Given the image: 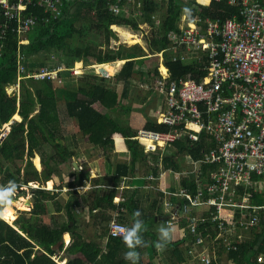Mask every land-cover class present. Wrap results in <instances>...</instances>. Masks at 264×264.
<instances>
[{"label": "trees", "instance_id": "obj_1", "mask_svg": "<svg viewBox=\"0 0 264 264\" xmlns=\"http://www.w3.org/2000/svg\"><path fill=\"white\" fill-rule=\"evenodd\" d=\"M9 1L11 4L16 2V0ZM100 1L103 2L105 10H107L106 16L102 18L107 48H109L112 37L117 39L116 35L110 30L111 26L127 25L131 26L136 33H143L138 22L131 19L133 16L143 18V23L152 27L154 31L153 40L149 43V52L151 55L164 52V62L170 70L171 80L173 81L191 75L194 80L201 82L206 75V72L198 69L201 65H198L196 60L189 64L173 62L168 53L170 46L168 36L177 31L184 12L190 11L192 18L201 17L220 23L233 19L239 12L238 8L227 6V0H220L218 3L213 2L208 8L200 7L193 2L186 4L183 0H170L168 4H159L154 0H144L140 5L134 6L133 12L129 14L130 17H115L108 10V5L112 3V0H74L71 7L65 10V16L61 20L50 24L39 23L32 32L25 36L28 43L19 45L20 37L16 33V22L7 21L0 6V26L6 28L4 37H0V126L9 123L16 115L21 118L20 122L15 121L12 124L11 131V133L15 132L18 138H21L18 141V147L13 149L7 139L0 144V174L4 175L1 185H7L9 181H15L21 186L18 192L25 193L21 191L23 186L26 187L29 183L39 184L50 181L57 173H60L58 167L65 164L70 165L72 159L77 157V153L69 151L64 146L62 142L64 138L61 136L58 138L55 135L58 133L57 124L60 121L57 107L58 92L61 95L66 94L69 97L66 104L67 115L71 119L77 120L79 131H81L83 138L88 140L91 147L102 150L106 158H109L107 154L113 151L115 146L114 137L120 135L124 139L125 147L130 156L128 165L119 164L115 167V173L111 178V185H109V192L96 200L91 211L103 208L105 211L110 210L113 213L112 215L106 216L103 213L98 217L101 226H103V223H108L107 226H109L116 214H118L119 221H125L132 225L133 213L139 210L142 214L141 218L148 229L143 234L144 239L147 241L145 248L149 246L156 247L158 232H152L150 229L163 221V195L158 193L156 196H150L148 199L150 201L149 206L145 210L140 208V200L137 198L139 195H137L136 189L131 196H126L124 192L123 200L117 204L115 198L118 197V189L122 181L132 177L131 179L135 184L146 183L148 186L145 187L150 190L152 186L159 182L158 179L162 174L160 171L161 165L164 172H184L182 165H185L187 157H191L195 162L200 161L203 154L214 148V143L203 134L198 142H192L188 139L176 142L174 151L172 153L166 152L163 158L156 155L149 156L145 153L144 147L135 139L136 130L129 123L121 122L119 114L130 111V108L124 105V100L128 99L131 93V79L136 75L141 77L153 76L149 75L152 73L155 74L153 78L156 77L158 75V63L154 69H141L143 65L140 64L148 55L140 54L141 48L139 46H136L138 53L135 54H137V57H135V54H128V57L124 59L122 53L118 50L116 52L107 49L106 52L95 53L92 52L91 44L80 47L69 43L76 36L83 37L84 31H79L74 26L76 21L82 19L83 9L88 7V11H93ZM74 7L75 11L72 13ZM160 12L164 13L162 14L163 21L157 23L156 15ZM30 14L45 17L41 11L28 8L27 12L24 13V18ZM86 37L94 40L90 34ZM60 39H63L60 43L62 55L54 63V66L65 65L68 69H71L80 62H83L85 67L108 64L106 65L107 74L113 75L115 68L113 64L109 63L126 60L125 63H117V66L124 64L115 77L117 82L124 84L122 94L119 96L116 91L106 87L105 83L109 77L89 75L95 82L87 81L84 85H73L68 88L65 84V86L57 88L50 81L24 78L26 77L24 75L22 76L24 79L20 81V98L15 93L9 95L8 88L15 86L18 78V54H22V62L26 60L23 64L26 67L28 59L38 57L42 53L52 52V49L55 48L54 42ZM29 67L27 65L25 68V74L35 72L34 70L29 71ZM97 107L101 109L99 110ZM107 113L117 117L113 119ZM145 128L159 132L170 130L169 127L158 125L152 120L145 123ZM44 144H48L55 154L49 160H44V157H41V175L45 176L42 181L41 176L34 170L31 160L35 154L40 153ZM154 160L157 161L156 164L153 163ZM3 162L11 165L12 171L5 172ZM144 167L149 169V174L146 177H141L139 170ZM212 169V167L202 166V176L207 175ZM22 171L24 172V178L21 176ZM137 172L138 176H136ZM151 175L155 177V181L148 180ZM168 177L171 176L167 175L166 179ZM71 178H75V180L73 183L68 184V188L72 190L69 194L78 196L79 189L84 187L89 178L88 172L83 169L72 174ZM180 186L181 188L190 189L189 180H182L179 188ZM32 197L35 199V203L30 210L31 217L49 214L46 202L48 200L55 201L58 195H52L48 191L38 189L33 191ZM255 202L264 204V200H259V198H256ZM55 204L56 208L60 210L61 205L56 201ZM79 206V200L67 202L66 208L69 210L70 219L64 223L51 218L50 224H36L32 222L31 217H23L15 223V220H13V226L5 219H0V264H59L60 261L65 262V258L61 257V254L65 251L64 237L67 233L72 236L74 244L72 248L65 251V254L74 256L79 253L82 257V260H69L67 264H129L124 255L127 249L121 239H112L109 236L110 241L114 244L107 255L102 254V250L92 242L77 246V242L81 240V237L77 235L78 215L76 211H78ZM185 225L186 221L183 219L182 226ZM262 238H264V228L261 235L251 233V240L241 246L239 251L233 253L230 257L235 258L237 264H254L252 259L256 258L263 248L262 245L258 250H255ZM185 244L186 240L181 238L179 241L173 239L166 246L170 264H181L188 259L190 260L186 253ZM138 251L140 252V249ZM140 256L139 264H145L141 252ZM54 258H57L59 262H56Z\"/></svg>", "mask_w": 264, "mask_h": 264}, {"label": "built area", "instance_id": "obj_2", "mask_svg": "<svg viewBox=\"0 0 264 264\" xmlns=\"http://www.w3.org/2000/svg\"><path fill=\"white\" fill-rule=\"evenodd\" d=\"M73 1L16 0L11 4L9 0H0V6L5 19L16 22L19 45H25L27 34L39 23L61 20ZM143 1L112 0L108 10L115 17H127V8ZM183 1L208 8L220 0ZM226 4L239 9L233 19L220 23L192 18L190 11H186L177 31L168 36V53L173 62L189 64L196 60L201 65L198 69L206 72L201 82L191 75L171 80L163 52L154 54L158 58V75L151 84H141L148 93L162 98V111L155 122L170 129L167 132L136 130L135 139L147 155L163 158L176 142L184 139L198 142L203 134L214 143V148L203 154L200 161L187 157L191 171L164 172L160 166L159 182H164L167 175L179 184L182 180L190 182V189L180 186L177 193L166 187V182L157 191L163 195L164 224L181 228L182 220L186 221L183 237L186 253L195 264H237L230 256L251 240V233L261 235L264 228V204L255 202L256 198L264 200V0H227ZM28 8L41 11L45 17L30 14L24 18ZM3 27L0 26L1 38L6 30ZM18 58L17 88L24 75L58 85L65 79L63 72L77 77L78 69H68L65 65L25 74L21 53ZM95 70L103 76L98 67ZM13 123L11 120L0 127V144L10 135ZM202 166L213 169L203 177ZM148 180L155 181V177L151 175ZM118 225L128 226L116 214L108 226L109 236L122 240ZM262 239L263 248L252 259L254 264H264Z\"/></svg>", "mask_w": 264, "mask_h": 264}, {"label": "rangeland", "instance_id": "obj_3", "mask_svg": "<svg viewBox=\"0 0 264 264\" xmlns=\"http://www.w3.org/2000/svg\"><path fill=\"white\" fill-rule=\"evenodd\" d=\"M73 11L72 13L75 11V7L72 8ZM134 7L130 6L127 8V10L125 11L127 17H130L129 14H131L133 12ZM135 14L136 11L134 10ZM83 13V17L82 19L76 21L74 23V26L77 30L79 31H84L83 33V37L80 36H76V38L72 41H70V44H73L75 46H80V47H85L87 44H91V49L92 52H106L107 49H112L114 51L120 52L122 53V58H127L128 54H135L138 53L137 51V47L139 46L141 48L140 54H146V55H151V53L149 52V43L152 42L153 37H154V31L152 30L153 28L150 27L149 25H145L143 23V18H138L137 16H133L131 19L136 20L138 22V24L140 25V30L143 31V33H136L131 26H127V25H123V26H117V25H113L110 27V30L116 35V38H111L110 42H109V48H107L106 45V40H105V31H104V27H103V20L102 18L104 16H106L107 14V10H105L104 6H103V2H99L98 6L96 9H94L93 11H88V7H85L82 11ZM164 13L160 12L159 14L156 15V22L157 23H161L163 21V15ZM146 29V30H145ZM87 33V34H86ZM148 34L146 36H144L143 34ZM90 34V36L92 38H94V40H91L89 37H86V35ZM131 34L133 37L136 38V41L139 42V44H131V43H135L134 41L129 40V36L128 35ZM63 39L54 42L55 44V48L52 49V52L50 53H42L40 55H38V57H32L30 59H28V66H30L28 68V70H40L44 67H54V63H56L57 59L59 57H61V52H60V43H62ZM144 50V51H143ZM135 57H137V54H135ZM146 58V57H145ZM160 59V58H159ZM124 61V60H123ZM26 62V60L24 62H22V64H24ZM118 62H122V61H118ZM113 64L115 71L113 75H109V78L107 79L106 87H108L109 89L116 91L117 94L120 96L122 94V90H123V83L122 82H117L115 80L116 74L118 73V71L120 70L121 66H117V63ZM158 63V59L155 57L154 54L151 55V57L146 58L145 60H143V63H141L140 65H143V67H141V69L146 68L147 70H151L154 69L156 67ZM26 65V67H27ZM52 65V66H49ZM22 67L25 69L26 67H24L22 65ZM74 70H77V78L78 80H75L76 78H73L70 73L71 72H63L62 76L65 77L63 84L62 85H58L56 83L55 87L59 88L61 86H67V88L69 86H78V85H84L85 82L89 81L91 83L95 82L94 79H90V77H88L89 75H93L95 72L92 68L88 67V68H79L78 65L74 66L73 68ZM81 69L83 72H80ZM26 71V70H25ZM97 73V72H96ZM88 75V76H86ZM149 75H155L154 73L149 74ZM153 76H145V77H141L139 75L134 76L131 79V93L129 95V98L124 100V105L126 107L130 108V111H126V112H121L119 114L120 116V121L123 123H129L134 129H141V128H145V123L149 120L155 121L156 118L159 117V111H162L161 107H160V103L162 101V98L155 94V93H148L147 90L143 87H141V84H151L153 82V80L155 79V77L153 78ZM27 78V77H24ZM23 77H21V79H24ZM18 79V78H17ZM34 80V79H33ZM57 85V86H56ZM8 94L9 95H13L14 94V89L13 88H8ZM15 91H17L19 94L17 96H20V89H16ZM20 98V97H19ZM69 101V97L66 94H59L58 92V97H57V107H58V111H59V123L57 124V130L58 133H56V137L60 138L63 137L65 139V141H62L64 143V146H67L68 148H73L72 144H71V139L74 138H78L80 137L82 139V134L81 132H79V127H78V122L76 119H70L67 115V107L66 104ZM163 105V104H161ZM99 110L101 109L100 107H97ZM111 118H116L117 116L115 115H110L109 113H107ZM157 116V117H156ZM2 127V126H1ZM64 134V136H62V133ZM74 136V138H73ZM21 138H17L16 133L12 132L8 138L7 141H9L11 144H13V149L18 147V141ZM62 140V139H61ZM68 141V143H67ZM116 142V141H115ZM175 149V148H174ZM174 149H170V151L168 153H172L174 151ZM42 154V156H40ZM54 151H52L51 147L48 146V144H44V146L42 147V149L40 150V155L39 154H35V157H38L39 159V167L37 168L34 164V158L31 160L32 165L34 170L41 176L42 181L44 180V175H41L42 173V164H41V157H44V160H49V158L54 157ZM37 155V156H36ZM152 160V159H151ZM4 163V167H5V172H9L12 171V167L9 164ZM154 164L157 163L156 160H154L153 162ZM50 165L52 166V164L50 163ZM150 166V165H149ZM182 167L184 168L183 171H191V167L188 165L187 162V158H186V162L185 165H182ZM150 168H152V166H150ZM69 169L72 171V168L69 167ZM82 169V168H81ZM140 169V168H139ZM60 173L59 175H61V173H63V170L61 168H59ZM140 176L141 177H146L149 174V169L147 167H144L143 169L139 170ZM21 176L24 178V172L22 171ZM4 179V175L0 174V185L2 184V181ZM65 180V179H64ZM174 178L171 176L170 178L168 177L166 180V185L168 188L171 189V191L173 193H177L179 190V183L176 181H173ZM156 183V186H158ZM156 186H152L154 188H156ZM44 188V183H34V184H27V186H23V190L25 193L22 192H18L17 196L15 197V200L17 202H20V205L18 203H16L11 211L5 215L3 217V219H5L10 225L12 224L13 220L14 223L18 220H20L21 218H29L31 217L30 215V210L32 207H29V205H26V203L23 201V199L26 201L27 198L30 196V192L31 191H35L38 189L43 190ZM45 190H52L51 188L49 189L46 186ZM57 190L59 191V189L57 188ZM264 190V189H262ZM144 191V190H143ZM150 190H147L146 192H148ZM154 193H151V197L152 196H156L159 191H153ZM60 193V191H59ZM56 194V192H55ZM56 195H60V194H56ZM150 198V196H149ZM150 203V202H149ZM46 205L48 206L49 210L51 211V213L48 215H43V216H33L31 217L32 222L36 223V224H49L50 219L52 217H56L59 220H64L67 219L65 218L64 215L62 214H58L59 212H54L55 211V202L52 201H48L46 202ZM149 205V204H148ZM147 205V206H148ZM15 209V210H14ZM26 209V210H23ZM61 212V211H60ZM51 217V218H50ZM125 222V221H123ZM14 223L12 224L14 226ZM126 223V222H125ZM128 224V223H126ZM129 225V224H128ZM157 229V228H156ZM185 229L183 226L178 227L175 226V232H174V239L176 241H179L184 235H185ZM70 238V237H69ZM67 243L71 242V239L68 240L67 238ZM153 252H151L150 255L156 256V261L157 263H153V264H168V262L162 257V256H167V252H166V248L164 250H160L157 249L156 247H154L152 249ZM161 256V260L159 261V257ZM61 257H63L61 255ZM56 262H59L57 258H54ZM143 259L145 264H148L149 258L148 256H144L143 255ZM60 264H67V262H61ZM181 264H195L193 263L191 260H187Z\"/></svg>", "mask_w": 264, "mask_h": 264}, {"label": "crops", "instance_id": "obj_4", "mask_svg": "<svg viewBox=\"0 0 264 264\" xmlns=\"http://www.w3.org/2000/svg\"><path fill=\"white\" fill-rule=\"evenodd\" d=\"M128 36H129V39L131 37L135 38L131 34H129ZM122 62L125 63L126 60H124ZM115 63L116 62H112L109 64H115ZM76 65H78L79 68H83V69L90 67L95 72V68L106 67V65H108V64H100L99 66L94 65V66L85 67L84 63L80 62V63L75 64V66ZM93 75L100 76L96 72ZM88 77H90V76H88ZM75 78H76L75 80H78L77 77H75ZM90 79H91V77H90ZM11 88L14 89L15 94H17V95L19 94L17 91H15L16 89H18L16 86H12ZM19 89H20V87H19ZM12 120H13V122H15V121L20 122L21 118H20V120H17V119L15 120L13 117ZM79 132H81V131H79ZM61 133H62V131H61ZM62 136H64L63 133H62ZM73 138H74V136H73ZM64 141H65V139H64ZM70 141H71L73 148L70 149L67 146L66 147L68 148L69 151L77 153V157H74L72 159L70 165L65 164V165L58 167V170H59V168H61L63 170V173H61V175H59V173H57L54 178H51L50 181L44 183V188H43L44 191H48L52 195H54L55 192H56V194H60L55 199V201L61 205V209L59 210V209L55 208L54 212H56V214H57V212H59L58 214L64 215L65 218H67V219H64L61 221V220L57 219L56 217H52V218H55V220L60 222V223L68 222L70 219V214H69L68 208H66V204L70 200H73V201L79 200L80 206L78 207V211H76V214L78 215L77 235H79L81 237V240L79 242H77V246L79 247L83 243H91L92 242V243L96 244L102 250V254L107 255L111 251V248L113 247L114 243H112L110 241V238L108 235V226H107L108 223L107 224L103 223V226H101L102 224L99 222L98 217H99V215H101L103 213H105L106 216L112 215L113 213L110 210H107V211L103 210L104 208L103 209H94L93 211H91V208L95 204L96 200L99 197H103V196L107 195V193L109 192L108 191L110 189L109 185H111V178L114 176L115 167L119 164L128 165L130 163V156H129V153L127 152V149L125 147L124 139L120 135H115V137H114V141H116V142H115L114 150L107 154L109 156V158H106V156L102 150L91 147L88 140L83 138V136H82V139L80 137H78L77 139L74 138V139H71ZM67 143H68V141H67ZM11 146L13 147V144H11ZM39 155H40V153H39ZM37 158L38 157H35L34 160H36ZM69 167L72 168V171L69 169ZM83 169H85L88 172L89 178L86 181L84 187L79 189V195L78 196H72L71 194H69V192H72V190L68 188V184L73 183L75 178H71V175L75 174L76 172H80ZM136 176H138V172L136 173ZM131 178L132 177L127 178L124 181H122L120 188L118 189V191H119L118 197L115 198L117 200L116 203L118 204L120 200H123L124 192H125L126 196L127 195L131 196L134 194V191L136 189L137 195H139V196H137V198L140 200V208L143 210L147 209L149 206L148 204L150 201L148 199H149V196H151V193H154L153 191H157L160 189L162 190L164 188L165 182L167 180L166 179V180H164V182H160V184H157L158 186L155 185L158 189L150 190V191L146 192L147 187H145V186H148V185H146V183L138 185V184H135ZM173 181H175V180H173ZM29 184L31 185L34 183H29ZM49 185H50V187H49ZM46 186L49 189L51 188L52 190H50V191L45 190ZM166 187H167V185H166ZM57 188L59 189L60 193L57 190ZM21 191H24V190L21 189ZM30 193L31 194L28 198L32 197L33 191H31ZM23 201L25 202L24 199H23ZM48 201H52V200H48ZM55 201H52V202H55ZM17 203L20 205V202H17ZM31 207L33 208V206H31ZM50 213H51V211L49 210V214ZM50 222H49V224H50ZM126 223H128V222H126ZM162 224H164V221H161L159 224L155 225L153 228L150 229V231L157 232L158 228ZM129 226H131V225L129 224ZM68 237H70V239H71V242H69V243H67ZM64 241H65V246H66L65 251H67L69 248H72L74 241H73V238L70 235V233H67V235H65ZM153 248L154 247L149 246L147 248L143 247L140 249L141 255L148 256V258H149V260H147L148 264L157 263V262H155L156 256H154V254L150 255L151 252H153L152 251ZM65 251L61 254L63 256V258H65L64 261L67 262V261L72 260V259L82 260V257L79 253H76V255H74V256H68L67 254H65ZM162 257L168 262L169 255L168 256H162ZM160 260H161V256L159 257V261ZM168 264H170V263H168Z\"/></svg>", "mask_w": 264, "mask_h": 264}, {"label": "clouds", "instance_id": "obj_5", "mask_svg": "<svg viewBox=\"0 0 264 264\" xmlns=\"http://www.w3.org/2000/svg\"><path fill=\"white\" fill-rule=\"evenodd\" d=\"M20 187L15 181H9L7 185H0V219L7 215L17 203L14 198L17 196ZM141 217V212L137 210L133 213V223L131 226H117L118 232L122 237V242L127 249L124 255L129 264H139L141 256L138 249L145 247L147 244L143 234L148 229ZM157 232L158 241L155 246L162 251L173 240L175 226L162 224Z\"/></svg>", "mask_w": 264, "mask_h": 264}, {"label": "water", "instance_id": "obj_6", "mask_svg": "<svg viewBox=\"0 0 264 264\" xmlns=\"http://www.w3.org/2000/svg\"><path fill=\"white\" fill-rule=\"evenodd\" d=\"M99 70H100V73H101L104 77H108V74H107V70H106V68H104V67H100ZM14 199H15V198H14ZM34 203H35V199H34L33 197H30V198H28V199L26 200V205H29V207L33 206ZM11 225H12V224H11ZM262 241H263V239L259 241V243L257 244L255 250H258V249H259V246L261 245V242H262Z\"/></svg>", "mask_w": 264, "mask_h": 264}, {"label": "bare ground", "instance_id": "obj_7", "mask_svg": "<svg viewBox=\"0 0 264 264\" xmlns=\"http://www.w3.org/2000/svg\"><path fill=\"white\" fill-rule=\"evenodd\" d=\"M136 38H130L129 40H131V41H134L135 43H131V44H133V45H135V44H138L139 42L138 41H136L135 40ZM14 119L16 120H20V116L19 115H16L15 117H14ZM34 164H35V166L38 168L39 167V160H38V158L34 161ZM25 203H26V201H25ZM70 238L68 237V240H69Z\"/></svg>", "mask_w": 264, "mask_h": 264}]
</instances>
